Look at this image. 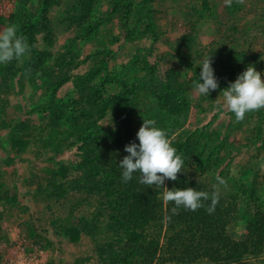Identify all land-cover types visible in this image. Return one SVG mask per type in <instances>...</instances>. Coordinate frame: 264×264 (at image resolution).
Masks as SVG:
<instances>
[{"label": "trees", "instance_id": "1", "mask_svg": "<svg viewBox=\"0 0 264 264\" xmlns=\"http://www.w3.org/2000/svg\"><path fill=\"white\" fill-rule=\"evenodd\" d=\"M154 1L157 0H141L134 4L130 0H109V7L96 18L94 8L97 0H75L64 18L69 27L77 31L73 40L84 41L95 36L112 17H117L120 32L114 39L119 42L131 39L133 34H140L138 28L143 19L148 20L145 32L153 30L150 21L155 12L152 7ZM37 3L40 8L38 13L26 11L17 16L18 35L25 36L31 48L26 69L17 67L15 59L0 64V81L4 82L8 77L14 79L23 94L25 83L30 82L32 86L50 74L45 65V61L52 56L48 50L53 34L48 12L59 0H37ZM204 5H207V1ZM34 15L37 16L36 20L33 19ZM191 27L194 28V25ZM40 29L44 32L42 49L35 45ZM70 46L68 44L63 52L53 58L58 74L47 88L51 97L35 112L39 121L45 118L47 126L52 121L57 125L67 122L71 126L63 131L49 126L47 136L50 140L46 143L43 141V145L55 144L54 138L67 140L64 148L71 150L75 147L80 159L49 169L50 179L46 183L37 181L35 188L41 195L53 193L58 196L76 188L80 198L73 203L74 207L96 198V205L109 206V213L105 223L100 224L96 213L92 220L84 216L72 220L73 214L69 211L59 223V228L69 236V240L76 241L80 230H85L95 241V256L79 257L69 264H84L93 259L99 264H264V208L257 204L255 187L244 188L240 181L239 187L231 195L220 193L219 202L211 215L204 208L193 212L182 207L178 215H172L170 210L174 204L163 198L166 189L140 184L139 173H134L129 182H122L119 161L128 155L124 147L136 133L132 121L138 112L140 93L145 91L154 102L148 119L154 118L155 126L167 132L172 147L184 160L183 172L178 173L177 181L166 180L162 187L166 186L169 190L191 187L209 193L214 190L201 180V176L210 169L211 154H203L200 144H196L197 137H192L194 133L184 127L189 110L186 77L181 76L177 69H168L146 88L138 77L131 80L128 74L119 78L113 71L104 73L103 64L108 62L111 54L105 48L95 51L100 56L98 63L84 73L71 77L69 70L72 64H76V55L71 52ZM140 66L156 74L155 66L147 67L146 63ZM221 67L226 73L231 65H223L222 62ZM233 74L230 71L226 76L231 80ZM24 75L26 81L22 79ZM70 78L74 80L73 89L70 90L72 93L66 100L55 96L56 89ZM113 81L118 82L120 87L116 92L108 93L107 85ZM108 112L115 129L101 130L98 120ZM22 125L29 126L25 120ZM2 127H9L4 119H0V130ZM29 144L30 139L24 135L10 140V148L15 153L25 152ZM13 159L8 157L6 162L11 165ZM74 170H79L80 175L73 176ZM8 194V204L0 212V219L8 211L9 204L12 205L17 198L15 188ZM244 200L252 204V214L246 217L244 232L236 239L228 232V225L239 217L240 203ZM169 216L171 219H166ZM28 230V253L51 244L33 224L28 225ZM99 234L104 240L97 238ZM3 241L7 242L8 238L0 233V244Z\"/></svg>", "mask_w": 264, "mask_h": 264}, {"label": "rangeland", "instance_id": "2", "mask_svg": "<svg viewBox=\"0 0 264 264\" xmlns=\"http://www.w3.org/2000/svg\"><path fill=\"white\" fill-rule=\"evenodd\" d=\"M74 1L59 0L48 12L49 26L53 32L48 50L52 56L45 61V65L50 74L32 86L30 82L25 83V94L19 90L14 79L8 77L7 81H0V119L9 124V127L0 130V212L8 204V193L13 188L17 192L16 201L9 204L8 211L0 219V233L8 238L7 242L0 244V263L7 249L16 244L15 241L22 240L25 247L28 245L29 224H33L40 234L46 235L51 243L40 248L47 264H69L76 258L96 255L95 241L85 230H80L78 239L71 241L58 225L69 211H72V220L79 216L92 220L96 213L99 223L103 224L109 206H97L95 198L74 207L73 203L80 198L76 188L62 196L53 193L41 195L35 188L37 181L46 183L50 179L49 169L80 159L75 147L71 150L64 148L67 140L54 138L55 144L43 145V141L46 143L50 140L47 136L49 126L56 127L58 131L70 129L71 126L67 122L57 125L53 121L47 126L45 118L39 121L35 112L51 97L47 88L58 74L53 58L63 52L68 44H71L70 50L76 55V64H72L69 70L71 77L84 73L98 63L100 56L95 51L102 48L111 51L108 62L103 64L104 73L113 71L119 78L128 74L131 80L138 77L146 88L168 69H177L187 79L189 95L184 127L190 128L194 133L192 137H197L196 144H200L203 154L209 153L212 158L210 169L201 176V180L213 188L217 175L226 179L227 187L220 186V193L224 196L234 193L241 182L244 188L255 187L257 204L264 208V169L260 167L264 164V109L248 112L243 121L236 122L234 114L222 106L223 97L220 94L249 65L254 66L264 79V0H244L243 3L233 0L231 6H227L225 0H157L152 6L155 10L150 21L153 30L145 32L148 20L143 19L138 28L140 34H133L131 39L119 42L114 39L120 32L117 17H112L100 27L95 36L84 41L73 40L77 31L69 27L64 15ZM130 1L136 4L141 0ZM108 2L97 0L94 8L96 18L109 7ZM39 9L37 0H0V28L16 24L17 16L26 11L36 14ZM33 19L36 20L37 16L34 15ZM43 36L44 32L40 29L35 41L38 49L43 48ZM30 52L31 48L20 60H15L17 67L26 69ZM206 56H211L214 75L219 82V88L211 91L209 96L198 95L192 89L193 81L199 79L200 62ZM222 62L223 65H231L229 69L234 73L231 80L226 76L230 71H223ZM144 63L147 67L155 66L156 74L140 66ZM25 75L22 76L23 81H26ZM73 86L74 80L70 78L56 89L55 96L66 100ZM119 87L118 82L113 81L107 85V92L114 93ZM153 105L150 96L142 91L138 112L132 121L136 133L143 119H148ZM31 111L35 114H31ZM24 120L28 127L22 125ZM98 123L101 130L115 129L110 112ZM136 133L130 142L138 144ZM18 135L30 139L25 152L15 153L10 148V140ZM8 157L14 158L11 165L6 162ZM79 175V170L73 171V176ZM96 206L98 208L95 209ZM251 211L252 204L248 200L241 201L239 217L228 225V232L233 238L241 237L243 222L252 214ZM97 238L102 240L104 237L99 234ZM84 264L99 263L93 259Z\"/></svg>", "mask_w": 264, "mask_h": 264}, {"label": "clouds", "instance_id": "3", "mask_svg": "<svg viewBox=\"0 0 264 264\" xmlns=\"http://www.w3.org/2000/svg\"><path fill=\"white\" fill-rule=\"evenodd\" d=\"M233 0H225L227 6H231ZM243 3L244 0H236ZM30 46L27 38L18 35L16 24L0 28V64L20 60ZM199 68V79L193 81L192 89L198 95L209 96L211 91L219 88V82L214 75L211 56L204 57ZM201 80L203 81L201 83ZM222 94V106L233 113L236 122L244 120L246 113L264 109V79L262 74L252 65L239 74L234 82H230ZM156 122L151 119H143L135 141L125 145L124 151L128 153L119 161L122 170V182L132 180L134 173H139L138 182L149 188L166 189L163 193L164 200L172 202V215H178L182 207L187 211H197L201 208L208 214L215 211L220 198V186L227 187V181L217 175V183L213 185L211 193L198 191L195 188H172L169 190L165 185L166 180L177 181L178 173L183 172L184 160L177 154L176 148L172 147L168 134L165 130L155 126ZM260 167L264 169V164ZM210 202V203H206ZM171 219V217H166Z\"/></svg>", "mask_w": 264, "mask_h": 264}, {"label": "built area", "instance_id": "4", "mask_svg": "<svg viewBox=\"0 0 264 264\" xmlns=\"http://www.w3.org/2000/svg\"><path fill=\"white\" fill-rule=\"evenodd\" d=\"M7 249L0 264H47L42 250L28 253L22 240Z\"/></svg>", "mask_w": 264, "mask_h": 264}]
</instances>
